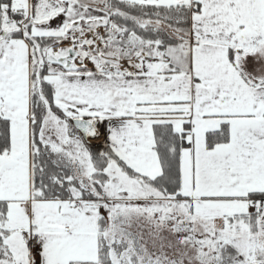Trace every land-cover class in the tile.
Instances as JSON below:
<instances>
[{"label": "snow or ice", "instance_id": "1", "mask_svg": "<svg viewBox=\"0 0 264 264\" xmlns=\"http://www.w3.org/2000/svg\"><path fill=\"white\" fill-rule=\"evenodd\" d=\"M0 264H264V0H0Z\"/></svg>", "mask_w": 264, "mask_h": 264}]
</instances>
